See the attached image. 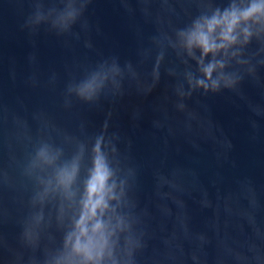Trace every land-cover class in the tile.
<instances>
[{
  "label": "water",
  "instance_id": "95a60500",
  "mask_svg": "<svg viewBox=\"0 0 264 264\" xmlns=\"http://www.w3.org/2000/svg\"><path fill=\"white\" fill-rule=\"evenodd\" d=\"M0 264H264V0H0Z\"/></svg>",
  "mask_w": 264,
  "mask_h": 264
},
{
  "label": "clouds",
  "instance_id": "9594fccd",
  "mask_svg": "<svg viewBox=\"0 0 264 264\" xmlns=\"http://www.w3.org/2000/svg\"><path fill=\"white\" fill-rule=\"evenodd\" d=\"M255 11H257L256 8L249 9L247 12H245V13L243 14V16H244L245 18H247L248 16H250V15H251L253 12H255ZM216 23H217L216 21H212V22H210L209 25H208V30H209V31H212L213 26H214ZM231 23H235V18L231 21ZM196 39H197L198 42L203 46V48L205 49V51H208V50H210V49L213 47V45H211V44L209 43L207 36H206L205 34H203V33L199 34V35L196 37ZM92 195H93V196L95 195V192H94V191H93Z\"/></svg>",
  "mask_w": 264,
  "mask_h": 264
}]
</instances>
